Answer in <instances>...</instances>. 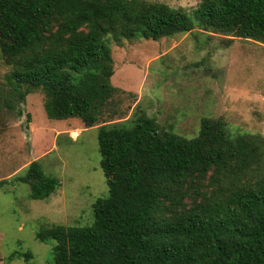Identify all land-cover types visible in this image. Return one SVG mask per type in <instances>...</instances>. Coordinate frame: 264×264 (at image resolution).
Here are the masks:
<instances>
[{
    "label": "trees",
    "instance_id": "16d2710c",
    "mask_svg": "<svg viewBox=\"0 0 264 264\" xmlns=\"http://www.w3.org/2000/svg\"><path fill=\"white\" fill-rule=\"evenodd\" d=\"M2 28L17 98L42 91L51 119L89 128L125 92L112 83V39L199 29L264 44V0H200L191 14L151 0H0ZM134 115L99 127L109 189L93 204V222L37 231L53 242L54 264H264V134L205 117L187 137ZM16 178L37 200L61 186L40 159Z\"/></svg>",
    "mask_w": 264,
    "mask_h": 264
},
{
    "label": "rangeland",
    "instance_id": "374dc122",
    "mask_svg": "<svg viewBox=\"0 0 264 264\" xmlns=\"http://www.w3.org/2000/svg\"><path fill=\"white\" fill-rule=\"evenodd\" d=\"M151 1L190 14L200 2ZM7 29H0V45L9 41ZM110 47L112 83L125 92L112 99L98 125L85 130L77 118L51 119L42 91L20 101L9 79L13 68L0 48V181H6L0 185V264H54L53 242H40L37 231L93 222V204L109 189L98 144L103 124L140 110L187 137L198 134L205 117L223 120L235 132L264 134L263 43L195 29L159 40L112 39ZM36 159L61 180L43 200L30 198L29 185L16 178Z\"/></svg>",
    "mask_w": 264,
    "mask_h": 264
},
{
    "label": "crops",
    "instance_id": "0c3cea01",
    "mask_svg": "<svg viewBox=\"0 0 264 264\" xmlns=\"http://www.w3.org/2000/svg\"><path fill=\"white\" fill-rule=\"evenodd\" d=\"M112 80H113V78H112ZM113 82V81H112ZM118 87H119V85H117ZM85 129H87V128H83V130H85Z\"/></svg>",
    "mask_w": 264,
    "mask_h": 264
}]
</instances>
